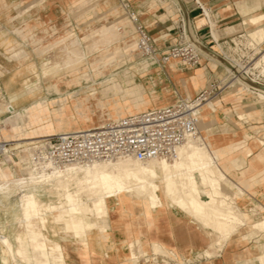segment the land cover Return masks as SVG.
<instances>
[{"label":"bare ground","instance_id":"obj_1","mask_svg":"<svg viewBox=\"0 0 264 264\" xmlns=\"http://www.w3.org/2000/svg\"><path fill=\"white\" fill-rule=\"evenodd\" d=\"M173 2L176 3L177 1L173 0ZM108 5L112 6L110 13L117 17L115 20L117 22L115 23H117V29L120 32L123 30V26L121 25L122 19L117 15L118 9L113 7V0H106L102 6L105 7ZM176 5L175 7L180 11L181 8L179 4L177 3ZM100 6V3L95 4V8H98V10ZM259 7L260 5L257 4L254 9ZM250 18L253 22L258 23L260 19L264 18V14L252 15ZM104 19H108L107 15ZM126 20L128 23L132 24L128 17H126ZM182 22L184 24L185 33L187 34L185 20L183 19ZM124 32L119 33L120 36L119 40L117 39V43L121 42V47H116V52L110 50L100 53L99 56L95 58L89 56V69L93 75L98 78L103 74L109 73V78L105 81L96 79V84L83 87L79 91L68 94V97L66 96L67 98L62 99V104L65 106L64 112L54 113L57 128H53V131L56 134L46 137H52L60 133L71 131L80 132L96 129L128 115L141 113L150 108L165 107L164 105L155 106L158 102L157 93L154 92V90L149 91L146 85L137 83L138 76L145 79L149 76L151 67L154 65L157 66V63L150 58L142 59V61L139 60V57H142V53L139 52L138 40L137 35L135 36L134 27L132 28V37H130V40H128L129 35ZM17 33L21 37L26 36L25 31H17ZM214 37L216 39L215 35ZM185 38L187 42L192 44L203 55V57L209 55L213 58L217 57L218 53L215 50L209 53L203 50L197 41H192L189 36L187 37L186 35ZM25 40H27V38H25ZM120 48L125 55L122 56L118 54L117 50ZM75 52L73 50L70 54L75 56ZM89 54H91L90 51ZM261 55V60L255 63L253 61L251 67L240 64L243 73L240 72V68H238L239 71L235 69L237 76L234 78L232 77L233 79L230 82V86L235 82H238L242 86H252V83L256 84L255 81L253 79L250 80L246 74H249V70H253L257 66L259 67L261 63L264 64V53H261ZM75 57L74 59L69 58L64 64H58V68L59 66L65 65L75 67L77 63L84 62L82 60L83 56L81 57L76 54ZM127 62H132V65H125ZM176 62L179 61L171 62L169 66L174 74L172 80L177 85L183 86L190 96L191 91L197 89L200 83L195 81L194 76L183 79L176 77L182 73V69L174 65ZM44 67V74L54 77L58 75L57 70L59 69L56 67L49 68L47 65ZM9 68L0 63V71L7 75L3 85L0 84V115L5 113L8 114V116L0 122V141L4 140L7 142L10 141L1 137L2 135H8V128L12 124L13 119L18 120L19 117H23L24 114L26 115L25 112L27 109L18 110V102L27 96L33 97L37 91L29 90L32 87L30 85L27 86L29 78L26 74L29 75L27 71L28 69L30 70L29 67L28 69H23L21 72L13 68L11 69V67ZM117 68L123 70L120 72L117 71L116 73L111 72ZM117 79L123 81V85H121V83L117 84ZM118 81L119 80H117V82ZM68 82L71 87L78 88L82 86L80 76L71 77ZM55 87L57 86L55 85ZM26 91L27 93L22 95V93ZM85 91H91V93L86 94ZM83 93L86 95L82 96ZM97 95L107 100L109 110H104L103 113H99L98 115L84 112L81 115L79 114L78 119L72 117L71 110L75 108V106L82 108V105L88 104L91 97H96ZM259 96L264 100V94H260ZM41 104L42 103L37 106ZM217 106L218 103L215 100L205 103L200 110L201 118L204 120L203 113H208L210 107L212 108L211 110L217 111ZM67 117L68 119H66ZM12 140L16 142L20 141L19 139ZM211 140L212 138L210 135L190 138L177 149L176 156L171 160L153 159L147 162H140L133 156H128L112 162L73 164L64 168H53L50 171L44 169L39 170L28 165V154L26 155L24 150L20 149L21 144H18L19 151L12 145V147L17 150L20 160L18 163L16 161H13V163L18 164V166L20 164V167L24 168V170H22L21 175L18 176L16 171L14 169L12 170L11 167L7 166L0 168V216L3 215V219L0 218V264H29L30 247L27 244L28 232L26 228L35 226L34 221L38 220L40 228H35V235L43 237V239L41 238L40 240L43 248L50 246L52 248H57L59 242L56 243L54 240L58 235L54 230L56 226L61 225L64 231L72 232L75 238L76 235H78L82 237V241H87L88 231L86 230L90 228L100 229L102 232L106 231L109 228V214H136L137 212L134 206H136V204L138 205V203L145 206V213L162 214V216L159 217L160 222L166 221L165 214H167L168 204H171L185 213H188L194 219L198 221L201 219L202 222L199 221L201 224L210 225V227L212 226L211 224H215L213 228L216 227V232L219 231V234L222 232L228 235L229 229L227 228L232 226L231 224L229 226L230 217L237 214L235 212L240 208L237 209L235 203H237L238 199H241L245 193H241L242 196H240L241 194L238 195L235 193L233 202L226 203L224 201L225 199H222V196L225 198L224 195L226 194L224 192H226V190L221 191L219 187H217L214 189L209 188L208 191H206V196L208 198H202V190L199 188L200 186L198 185L197 179L199 178L203 181L202 184L205 183L203 185L209 186V176L205 171L207 168H211L214 163H218L224 157L231 155V150L233 149L231 147H222L219 150L212 151ZM37 141L30 144L28 151ZM249 152L246 150L243 151L234 162L227 166L228 169H232L236 165L243 167L246 158L249 154L251 155V151ZM249 163L261 169V172L252 175L253 177L250 176V179L255 180L259 178L264 180V153H258ZM243 173L244 171H241V177L244 176ZM239 181H242V184L245 182L243 177ZM233 186L237 187V189L242 187L239 182H234ZM16 189H19L18 191L20 193V190L23 189L25 193H23L24 195L21 194L22 196L19 193L20 198L13 199L14 197L12 198V194H14L15 191L17 192ZM242 192H245L244 189ZM84 199L88 200V202L90 199L91 206L87 205ZM234 201L236 202L234 203ZM112 202L115 203L114 207L110 206ZM84 203L86 204L84 205ZM238 211L241 213V210ZM237 215L239 216V214ZM235 217L234 219H236ZM90 219H93V222L89 223ZM236 220L239 221V218ZM238 221L237 223L239 224L240 222H245H242L243 220ZM233 223L235 224L236 222L233 221ZM18 225L23 228L20 232H18ZM80 227H83L84 230H77L75 232L74 229ZM225 227L226 229L221 231V229ZM10 228H12L11 230L17 229V233L11 232ZM262 228L264 231V222ZM231 229L230 231L233 232ZM49 234L52 235L50 236ZM160 249L161 247H159L158 244L155 245L154 250L159 254L160 252L163 253V250L161 249L160 251ZM257 260L260 264H264V251L258 256Z\"/></svg>","mask_w":264,"mask_h":264},{"label":"rangeland","instance_id":"obj_2","mask_svg":"<svg viewBox=\"0 0 264 264\" xmlns=\"http://www.w3.org/2000/svg\"><path fill=\"white\" fill-rule=\"evenodd\" d=\"M105 1L106 0H0V35H3L5 33L6 37L8 35L13 37L17 35L20 37L18 39L19 41L15 40L12 43L14 62L10 63L2 56L4 49L0 47V63L7 67H12L14 65L16 71L20 72L24 68H31V72L29 73V75L26 74V76H28L29 78L27 86L30 85L32 87L29 90H37L33 97L27 96L26 98H23L22 100H20V102H18V110L27 109L25 112L26 115L24 114L23 117H19L18 120L13 119L12 124L8 128V135H2L1 137L12 142L13 147H16L18 151V144H21L20 149L24 150V153L27 155L28 147L32 142L40 140L43 137L56 134L53 131V128H57L55 124L54 113L64 112L65 106L64 104H62V99L67 98L68 94L79 91L83 87L96 84V79H98L99 81H105L107 78H109V73L103 74L98 78L93 75V73L89 69V56H93L95 58L98 57L102 52L110 50L116 52V47H119L121 45V42L117 43V39L119 40L120 36L119 33L126 31L124 33L129 35L128 40H130V37H132V28L134 26L133 24L128 23V21L126 20L127 14L122 10L118 0H113V7L118 9L117 15H119L120 19H122L121 25L123 26V30L119 32L117 29V23H115L117 22L115 21L117 17L110 13V9L112 8V6H102ZM166 2H170V5L167 6L168 11L170 10L171 5L175 6L178 3L173 2V0H131L132 4L144 3V9L142 10L144 14L140 16V20L147 26L148 31L152 26H154V24H156L153 19L149 18L151 14L158 11L160 20L162 22H165L167 20L164 11V9L166 8ZM96 3H100L101 5L99 10L98 8H95ZM160 4L163 6H160ZM106 15L108 17L107 20L104 19ZM251 16H249L248 18V23L252 26L249 28L250 37L258 44L264 43V18L259 20L260 23H255L250 18ZM141 17L143 19H141ZM7 19H13L14 22L10 23ZM175 20H172L171 18V21H168L166 25L172 26L175 23ZM210 22L212 26L213 36H216L213 23L211 20ZM17 31H25V37L28 38V36H30V41H22V37L18 35ZM186 36L188 37V33L186 34ZM252 45L254 46V44ZM211 49L215 50L213 48ZM255 49L257 51L254 52L252 56V58H254V63L258 60H261V53H264L261 52V49ZM73 50L74 52L77 51L75 53L78 54V56H83L82 60L84 62L77 63L75 67L65 65L59 66L58 68V64H64L67 60H69V58H76V54L75 56H72L70 54V52ZM89 51L91 52V54H89ZM215 51L218 53V55L222 56L220 51ZM117 52L119 55H125L121 48L118 49ZM222 57L225 59H223L224 61L218 59L219 57L213 58L211 57V55L205 56L202 58L201 62L203 65L196 68L181 66V68L187 69L190 74L193 73V75H189L188 77H195V81L200 83V86L198 88L203 87L205 85V82H208V77L212 78L211 83H215V94L218 93V97L215 99V101H217L218 103V106L216 108L217 111L211 110L212 108L210 107L208 113H203L204 120L202 119V122H205L207 120L212 121L215 118L217 124L226 123L232 126L233 129L231 132L239 136L238 139H225V137L224 139H218L211 134H203L199 129L200 136L205 137V135H210V137L212 138V151L219 150L222 147H231L233 148L231 150L233 154L224 157V160L221 159V161L218 163H214L211 168H207L205 172L209 176L210 187L208 185H203L205 183L202 184L203 181H201L199 178L197 179V182L200 186L199 188L202 190L203 199L208 198L206 196V191H208L209 188L214 189L219 187V189L223 191L228 187L226 186L227 181L231 184H234V182H239L241 184L242 187L238 189L237 187H232L233 194L224 192L226 194L224 195L225 198L222 196V199H225L224 201L226 203H229L231 201L233 202L235 193L238 195L241 193H245L243 194V197H241V199H238L237 203H235L236 201H234L237 209L240 207L238 210H241V213H239V211L237 210L238 212L236 211L235 213L239 214V216L237 214H231L232 217H230L229 226L230 224L232 226L227 229H229L228 232L230 233L232 232L230 231L232 227L231 230H233V232L230 234L227 233L229 236L221 232L220 235L222 245L220 247L222 249L224 244L229 241L232 236H238L241 234V232H247L250 230L248 233L242 234L241 238L243 240H246V242L253 241L254 243H257L260 249V247L263 245L264 240L262 237L264 235L262 230L264 222V180L259 178L255 180L250 179V176L261 172V169L254 167L253 164L249 162L258 153H264V100L259 96L260 94H264V92L256 90L252 86H242L238 82H235L230 86V82L232 81V79L237 76V74L235 73V69L238 70V68H240L239 70L240 72H242L241 65L244 64L227 54ZM142 59L145 58L139 57V60L142 61ZM228 63H231L230 65H233L235 68L230 66ZM46 65L49 68L56 67L57 69H59L57 70L58 75L54 77L52 75L44 74V66ZM125 65H132V62H127ZM174 65L178 66L179 62H176V64ZM261 65H259V67L255 66L256 68H254L253 70H249V74L248 76H246L250 80L253 79L256 84L264 86V64L261 63ZM121 70L123 69L117 68L115 70H112L111 72L116 73L117 71L120 72ZM229 71H231L232 73ZM250 74H253L254 77H250ZM77 76H80V79L82 80V86L78 88L71 87L68 81L71 79V77ZM258 77L260 78L261 84L257 81ZM156 79L157 77L155 75L148 76L145 79H142L140 76H138L137 83H142L146 85L149 91L154 90L155 92L157 91V89H161V87H163V85H159V82L156 81ZM117 80L119 81L117 82ZM117 80V84L121 83V85H123V81H121L120 79ZM153 82H156L155 84L158 85L156 88L153 87ZM55 85L57 87H55ZM247 88L249 89V91ZM26 93L27 91L22 93V95H25ZM85 93L90 94L91 91H85ZM86 94L83 93L82 96ZM40 103L42 104L37 106ZM73 109L71 110L72 117L78 119L79 114L81 115L82 113L87 112L92 115H98L99 113H103L104 110H109V106L106 99L104 100L100 95H97L96 97H91L88 104L82 105V108H78L75 106V108ZM7 116V113L0 116V122L1 120L3 121ZM66 119H68V117ZM12 139H19L20 141L16 142ZM245 150L247 152L251 151V155L249 154L245 160V165L243 167L240 165H236L234 168L228 169L227 166L236 160L237 155H240V152H243ZM15 161L17 163L19 162L18 160ZM8 167H11L12 170L14 169L18 176H20L21 171L24 170V168L20 167V164L19 166L18 164H15L13 166L8 165ZM236 170H239V172H237ZM241 171H244V176L242 177L245 182H243V184L242 181H239L242 178L240 175ZM241 188L242 191L244 189L245 192H242ZM16 190L18 194L15 191L14 194H12V198L14 197L13 199L20 198V195L25 193L23 189L20 190L21 193L18 191L19 189ZM247 192H250L253 195L259 194L258 197L260 202H245V198H247ZM16 195L19 196L17 197ZM240 196H242V194ZM84 200L86 201L87 205L91 206L90 199L89 202L86 199ZM86 203H84V205ZM110 206L114 207L115 203H110ZM134 207L137 212L136 214H148L145 213V206L143 204L141 205V203H138V205L136 204V206ZM168 208L170 210H175L177 212L189 215L188 213H185L174 205L172 206L171 204H168ZM189 216V220L191 222H194L195 225H198V223L201 224V219L199 220L201 222H199L191 215ZM233 216H236V219L239 218V221L243 220L242 222H245H240L239 224L237 223L238 220L234 219ZM0 218L3 219V215H1ZM233 221L236 222V225L233 223ZM91 222H93V219H90L89 223ZM34 225L35 226H32V228H30L33 234H35V228H40L38 225V220L34 221ZM201 225L203 227L205 226L204 228L207 229V236L211 240L216 239V241H218V235L215 233H219V231L216 232V227L213 228L215 224H211V227L210 225H204L203 223ZM61 227V225H58L54 228L56 233L57 230H61ZM11 229L12 228H10L11 232L17 233V229ZM26 229H28V227ZM225 229L226 227L221 229V231H224ZM22 230L23 228L19 227L18 225V232ZM74 230L76 232L77 230L82 231L84 229L83 227H80L75 228ZM91 230L94 229L89 228V230L86 231ZM210 230L214 233H212ZM49 235L51 236L52 234ZM69 235L73 236V233L69 232ZM40 238L43 239L42 236ZM76 238H79L78 240L82 241V237L76 235ZM27 240L30 245L35 244L31 239ZM54 240L56 243L58 242L56 240V237L54 238ZM154 251L151 254H149V252L145 250L140 253L133 252L131 264H172L175 262V257L171 252L163 250V253L160 252L159 254L157 251ZM205 255L207 257L212 256L208 251L205 252Z\"/></svg>","mask_w":264,"mask_h":264},{"label":"crops","instance_id":"obj_3","mask_svg":"<svg viewBox=\"0 0 264 264\" xmlns=\"http://www.w3.org/2000/svg\"><path fill=\"white\" fill-rule=\"evenodd\" d=\"M126 1L131 4L132 8L140 16L144 14L142 11L144 9V3L132 4L131 0ZM198 1L205 10L204 12L196 4L195 0H183L189 13L192 31L203 45L218 51L221 49L226 54H231L227 50L228 43L230 39H236L245 48L242 51H245L250 58L256 52L255 48L261 49L264 52V43L258 44L250 37L249 28L252 26L248 23L249 16L264 14V0ZM165 4L166 8L164 11L167 18L165 22L160 20L158 11L149 17L156 23L150 28L149 32L156 40L160 50L166 49L178 40L176 29L178 22L182 19L179 10L175 6L171 5L168 11L167 6L170 5V2H166ZM257 4L260 7L254 9ZM119 5L121 6L120 2ZM160 6L163 5L160 4ZM171 18L172 20H177H175L172 26L166 25L168 21H171ZM141 19L143 18L141 17ZM7 20L10 23L14 22L13 19ZM210 20L216 32V39L213 36ZM19 38L17 35L14 37L8 35L6 37L5 33L0 35V47L4 49L2 56L10 63L14 62L12 43L15 40L19 41ZM25 38V36L22 37V41H30V38H27L28 40H25ZM232 56L237 57L235 55ZM170 65L154 66L149 72V76L155 75L159 85H163L161 89L155 91L158 95V102L155 106H168L174 104L181 98H194L202 90L209 87L212 82V78L208 77V82H205L203 87L192 90L189 96V93L183 86L177 85L172 80L174 74L169 67ZM178 66L181 68L182 65L180 62ZM12 68L15 69L14 65ZM24 69H28V67ZM181 69H183L182 73L176 77L183 79L189 75H193L187 69ZM27 71L30 73L31 68ZM6 78L7 75L0 71L1 85H3ZM155 83H153V87L156 88L158 85ZM199 129L203 134H211L218 139H224V137L225 139L239 138L237 134L231 132L233 129L232 126L226 123L217 124L215 119L202 122L201 118ZM236 171L239 172V170ZM226 186H228L225 189L226 192L233 194V184L227 182ZM258 196L259 194L253 195L247 192L245 202H260ZM160 216L162 214H109V228L104 232L100 229L88 231L87 241L76 239L74 235H69V232L64 231L61 227V230H57L58 235L56 240L59 242L57 248H52L51 246L43 248L40 242V236L33 234L31 229L28 228V239H31L35 243L33 245L27 243L30 247L29 264H131L133 252L140 253L145 250L151 254L157 244L162 250L172 253L175 257V262L172 264H260L257 258L264 251V240L263 245L259 249L257 243L253 241L246 242V240L241 238L242 234L248 233L250 230L247 232L243 231L238 236H232L221 249V235L215 233L218 235V241L216 239L211 240L207 236V229L200 223L195 225L194 222H191L189 215L168 208L167 214H165L166 221L160 222ZM262 237L264 239V235ZM206 251L210 252L212 256L207 257L205 255Z\"/></svg>","mask_w":264,"mask_h":264},{"label":"built area","instance_id":"obj_4","mask_svg":"<svg viewBox=\"0 0 264 264\" xmlns=\"http://www.w3.org/2000/svg\"><path fill=\"white\" fill-rule=\"evenodd\" d=\"M118 1L135 28L139 52L143 58L153 59L157 66H165L173 61H179L184 67L201 66L203 55L185 38L182 10L179 11L182 19L176 29L178 40L160 50L156 40L141 22L139 13L128 1ZM195 2L202 8L198 0ZM227 50L231 52L227 55L232 58H235L232 55L237 56L235 59L245 66L251 67L253 64V58L250 59L242 51L245 48L236 39L229 40ZM220 52L222 56L226 54L221 49ZM249 76L254 77L253 74ZM257 81L260 83L259 77ZM215 88L213 82L194 98H181L172 105L128 115L96 129L65 132L40 139L27 151L28 165L50 171L73 164L112 162L128 156L140 162L171 160L176 156L177 149L188 139L200 136V110L205 103L218 97ZM15 160L20 161L17 150L11 142L1 140L0 168L15 165Z\"/></svg>","mask_w":264,"mask_h":264},{"label":"water","instance_id":"obj_5","mask_svg":"<svg viewBox=\"0 0 264 264\" xmlns=\"http://www.w3.org/2000/svg\"><path fill=\"white\" fill-rule=\"evenodd\" d=\"M177 2H178L179 6H180V8H181V10H182V13H183V16H184V19H185L186 28H187V33H188L189 38H190L192 41H193V40L197 41L198 44H200V46H201V48H202L203 50H205V51H207V52L210 53V52L212 51V49L209 48V47H207V46H205V45H203V44L197 39V37L195 36V34L193 33V31H191V24H190L189 13H188V11H187V8H186V6H185L183 0H177ZM212 52H213V51H212ZM214 54H216V53H214ZM217 57H219L221 60L224 59L222 56H220V55H218V54H217ZM224 60H225V59H224ZM224 60H223V61H224ZM225 62H226V61H225ZM231 66L234 68L233 65H231ZM242 76H243V74H242ZM246 78H247V77H246ZM247 79H248V78H247ZM252 87H253L254 89H256V90H259V91L264 92V86H262V85L252 83Z\"/></svg>","mask_w":264,"mask_h":264}]
</instances>
